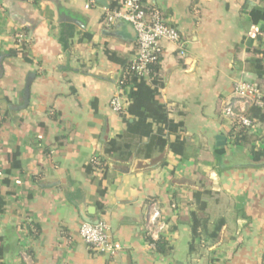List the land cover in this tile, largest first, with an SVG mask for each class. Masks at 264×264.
<instances>
[{
  "label": "crops",
  "instance_id": "crops-1",
  "mask_svg": "<svg viewBox=\"0 0 264 264\" xmlns=\"http://www.w3.org/2000/svg\"><path fill=\"white\" fill-rule=\"evenodd\" d=\"M106 1L0 0V264H264V121L237 145L222 115L237 81L264 92L254 65L264 20L247 12H264V0H143L182 37L184 54L163 43L158 99L182 124L167 138L184 143L158 150L133 139L126 158L105 152L127 128L110 101L130 98L118 82L138 44L129 23L104 22L120 0ZM152 203L166 223L164 253L145 232ZM194 213L208 221L195 239ZM87 219L105 223L122 250L88 247Z\"/></svg>",
  "mask_w": 264,
  "mask_h": 264
},
{
  "label": "built area",
  "instance_id": "built-area-1",
  "mask_svg": "<svg viewBox=\"0 0 264 264\" xmlns=\"http://www.w3.org/2000/svg\"><path fill=\"white\" fill-rule=\"evenodd\" d=\"M94 3L95 0H87L85 6L89 8ZM118 21L129 23L133 27L138 44L136 56L118 82L120 87H130H123L130 74L151 79L152 66L161 61L164 42L176 45L178 51L184 54L182 37L178 29L166 23L157 10L148 11L143 0H121L117 7L105 8L104 22L112 25ZM17 40L21 42L23 35L18 34ZM128 103L129 98H124L120 94H115L110 101L112 110L122 115L126 113ZM251 106H264L262 87L257 82L240 80L234 84L232 100L222 106V115L233 119L234 127L237 129H252L255 122L246 116ZM165 228L166 223L162 219L159 206L152 203L145 223V232L153 248ZM80 235L84 243L96 251L115 254L122 250L121 243L111 237L103 222H83Z\"/></svg>",
  "mask_w": 264,
  "mask_h": 264
},
{
  "label": "trees",
  "instance_id": "trees-1",
  "mask_svg": "<svg viewBox=\"0 0 264 264\" xmlns=\"http://www.w3.org/2000/svg\"><path fill=\"white\" fill-rule=\"evenodd\" d=\"M120 1L119 3H113L110 5V8L117 7L120 4ZM247 12L254 23L259 22V20H264V12L260 9L252 8ZM255 53L262 55V57H256L254 61L255 73L259 78H263L264 48L256 49ZM159 68V64L152 66L150 80L139 77L135 74H130L126 79L123 87L130 86L129 103L126 113L123 114L127 128L122 134H119L116 138L110 139L107 142L106 154H115L118 158H126L131 154L133 139L140 140L145 137H148L150 145L153 144L158 150H162L167 144H169L174 150H178V144L184 143L179 137H177L175 142H170L167 138L168 134L178 132L182 124L176 123L169 118L166 105L161 103L158 99L160 88L163 85L159 77ZM246 116L254 120V122H263V108L259 106H251L247 110ZM232 137L233 143L237 145L250 142L249 133L246 128H239L236 131H232ZM253 155L255 160H260L262 152L253 150ZM88 169H91V167L89 166ZM201 195V192H196L194 194L196 201L199 202ZM204 208L205 203H201L200 209L203 210ZM207 222V220L197 217L195 213L193 214L192 233L194 239L200 237V227H203L204 232L207 233ZM221 226L222 221H219L215 225L214 231L208 233V236L216 238ZM167 244V240L160 236V238L155 241V248L164 253L168 250Z\"/></svg>",
  "mask_w": 264,
  "mask_h": 264
},
{
  "label": "water",
  "instance_id": "water-1",
  "mask_svg": "<svg viewBox=\"0 0 264 264\" xmlns=\"http://www.w3.org/2000/svg\"><path fill=\"white\" fill-rule=\"evenodd\" d=\"M99 3L103 4V5H107V1L106 0H98ZM29 96H30V81L27 83L26 85V89H25V105L28 104L29 102ZM87 222H92V223H98L99 221H91L89 219L86 220Z\"/></svg>",
  "mask_w": 264,
  "mask_h": 264
}]
</instances>
